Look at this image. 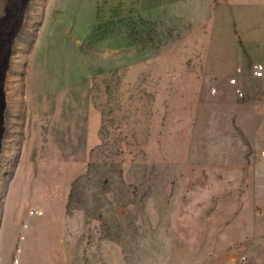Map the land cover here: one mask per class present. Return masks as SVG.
I'll use <instances>...</instances> for the list:
<instances>
[{
	"label": "rangeland",
	"instance_id": "1",
	"mask_svg": "<svg viewBox=\"0 0 264 264\" xmlns=\"http://www.w3.org/2000/svg\"><path fill=\"white\" fill-rule=\"evenodd\" d=\"M12 41L0 264H264V0H31Z\"/></svg>",
	"mask_w": 264,
	"mask_h": 264
},
{
	"label": "bare ground",
	"instance_id": "2",
	"mask_svg": "<svg viewBox=\"0 0 264 264\" xmlns=\"http://www.w3.org/2000/svg\"><path fill=\"white\" fill-rule=\"evenodd\" d=\"M31 0H21V4H19L18 14L16 17V23L13 25V28L10 30L7 41L4 45V51L2 55L1 65H0V151H1V141L4 132V112L6 108L5 97H4V83L6 78V73L9 66V61L12 54V39L14 37V33H17L21 28L25 11L29 5ZM7 13V12H6Z\"/></svg>",
	"mask_w": 264,
	"mask_h": 264
},
{
	"label": "built area",
	"instance_id": "3",
	"mask_svg": "<svg viewBox=\"0 0 264 264\" xmlns=\"http://www.w3.org/2000/svg\"><path fill=\"white\" fill-rule=\"evenodd\" d=\"M262 70L260 67L256 68V70L253 72V76L256 77V78H259L262 76ZM230 84H235V80H230L229 82Z\"/></svg>",
	"mask_w": 264,
	"mask_h": 264
}]
</instances>
